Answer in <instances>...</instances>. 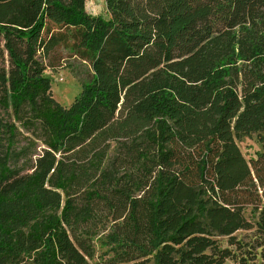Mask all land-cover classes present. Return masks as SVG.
<instances>
[{"label": "trees", "instance_id": "16d2710c", "mask_svg": "<svg viewBox=\"0 0 264 264\" xmlns=\"http://www.w3.org/2000/svg\"><path fill=\"white\" fill-rule=\"evenodd\" d=\"M87 1L0 0V264H264V0Z\"/></svg>", "mask_w": 264, "mask_h": 264}, {"label": "rangeland", "instance_id": "374dc122", "mask_svg": "<svg viewBox=\"0 0 264 264\" xmlns=\"http://www.w3.org/2000/svg\"><path fill=\"white\" fill-rule=\"evenodd\" d=\"M87 12L91 15H101L107 17V8L105 0H88L86 3ZM67 58L64 65L55 69L47 68L46 76L51 79L52 95L62 106H69L79 95L82 84L89 81L92 77V71L86 64ZM243 156L247 161L255 159L257 154L262 151L256 136L252 138L245 137L242 141L237 142ZM246 217L253 223L258 220V214L252 212V207L246 208ZM254 231H239L236 235L238 239L249 242L253 239ZM223 246H227V239H221ZM108 247H102L100 244L97 248L95 257L90 260V264H107L108 259L112 257L108 253ZM225 264H237L233 261H227ZM248 264H261L260 259L249 262Z\"/></svg>", "mask_w": 264, "mask_h": 264}]
</instances>
